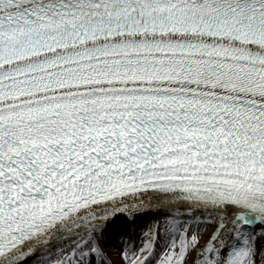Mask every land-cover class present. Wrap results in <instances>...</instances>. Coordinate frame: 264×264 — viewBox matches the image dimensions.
Segmentation results:
<instances>
[{"label":"snow or ice","instance_id":"snow-or-ice-1","mask_svg":"<svg viewBox=\"0 0 264 264\" xmlns=\"http://www.w3.org/2000/svg\"><path fill=\"white\" fill-rule=\"evenodd\" d=\"M0 264H264V0H0Z\"/></svg>","mask_w":264,"mask_h":264},{"label":"bare ground","instance_id":"bare-ground-1","mask_svg":"<svg viewBox=\"0 0 264 264\" xmlns=\"http://www.w3.org/2000/svg\"><path fill=\"white\" fill-rule=\"evenodd\" d=\"M117 245H118V242L115 244H109V245H107V247L109 248V250L114 251L115 248L117 247ZM115 258L118 259V257H115Z\"/></svg>","mask_w":264,"mask_h":264},{"label":"rangeland","instance_id":"rangeland-1","mask_svg":"<svg viewBox=\"0 0 264 264\" xmlns=\"http://www.w3.org/2000/svg\"><path fill=\"white\" fill-rule=\"evenodd\" d=\"M150 227H152L151 224H150ZM141 239H142V237H141Z\"/></svg>","mask_w":264,"mask_h":264}]
</instances>
